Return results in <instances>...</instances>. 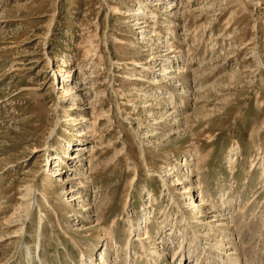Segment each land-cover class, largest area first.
I'll use <instances>...</instances> for the list:
<instances>
[{"label": "rangeland", "instance_id": "obj_1", "mask_svg": "<svg viewBox=\"0 0 264 264\" xmlns=\"http://www.w3.org/2000/svg\"><path fill=\"white\" fill-rule=\"evenodd\" d=\"M157 1L0 0V264H264V0Z\"/></svg>", "mask_w": 264, "mask_h": 264}, {"label": "bare ground", "instance_id": "obj_2", "mask_svg": "<svg viewBox=\"0 0 264 264\" xmlns=\"http://www.w3.org/2000/svg\"><path fill=\"white\" fill-rule=\"evenodd\" d=\"M163 3H166V2H164V1H162V0H160L159 2L157 1V4H163ZM153 14H154V18L156 17V12H153ZM135 24H138V23H135ZM168 71V70H167ZM162 75H165V74H162ZM92 133H93V130H92ZM95 147V145H94V143H93V145L92 146H90V148H89V151H91V154L93 153V151H94V148ZM239 146L237 145L235 148H234V151L232 152V153H230L228 156H227V159H228V161H229V163H230V165H233L235 162H236V153L239 151ZM76 150H78V151H81V150H83V145H79V146H77V148H76ZM95 152V151H94ZM48 156V155H47ZM47 159H48V157H47ZM47 164H48V162H47ZM89 167L90 168H92V158H91V156H90V158H89ZM47 170H50L49 168H47ZM47 173V172H46ZM83 175V174H82ZM85 178V177H84ZM88 178V177H87ZM31 189H33V188H31ZM37 189V188H36ZM30 191V190H29ZM34 191H36V190H34ZM29 193V192H28ZM32 193H34V192H32ZM38 193V192H37ZM191 194V193H190ZM35 195V194H34ZM39 195V194H38ZM36 197V196H35ZM30 198H32V197H30ZM37 200H39V199H35V202H37L38 203V201ZM201 201H203V198H200L199 199V203H201ZM33 204H34V199L32 200V201H30L29 202V208H28V213H27V216H29L30 215V212H31V209H32V206H33ZM198 206V205H197ZM203 211L202 210H199L198 211V214H196V215H194L193 217H192V222L193 223H197V222H200L201 220L199 219V214H201ZM97 219H98V216H97ZM102 220H103V218H101ZM40 220L42 221V217H40ZM101 220V221H102ZM106 220V219H105ZM40 221V222H41ZM104 222V221H103ZM188 224H189V226H191V222H187ZM159 224V223H158ZM133 227H134V224L132 223V222H130V227H129V235L132 233V231H133ZM108 230V229H107ZM110 230V229H109ZM105 231L106 232V234L108 235V238H109V240L112 238V232L111 231ZM41 231H40V233H37L36 234V241H35V245H34V249L31 251V249H30V247L27 245V244H25L24 246H22L24 249H25V253H26V256L28 257V264H35V262H40V264H43V258H42V256H41V254H40V248H41V242H40V239H41ZM144 234H146V237H148L147 236V231H144ZM139 235V234H138ZM200 238V237H199ZM142 239H144L143 237L142 238H140V237H138L137 238V240L141 243V245L144 247V243L142 242L143 240ZM125 246H126V248L125 249H128V248H130V242H126V244H125ZM223 248V244H221V248L220 249H222ZM147 251V250H146ZM150 252H151V254H154L155 252H157V250H156V247H153V248H151L150 250H149ZM147 255H148V253H146ZM84 252H82L81 253V256H80V264H83V260H82V258L84 257ZM101 257L103 258L104 257V255H101ZM199 258V257H198ZM198 258L197 259H195V264L197 263V261H198ZM228 260H230V259H228ZM234 261H235V259H234ZM90 262H91V264H98V263H96L95 262V259L94 258H91V260H90ZM106 264H108V263H106ZM229 264V263H228Z\"/></svg>", "mask_w": 264, "mask_h": 264}]
</instances>
